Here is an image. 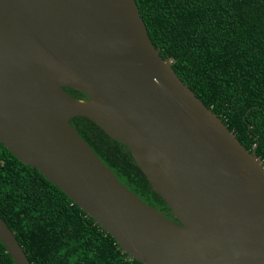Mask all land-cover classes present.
<instances>
[{
	"label": "water",
	"instance_id": "obj_1",
	"mask_svg": "<svg viewBox=\"0 0 264 264\" xmlns=\"http://www.w3.org/2000/svg\"><path fill=\"white\" fill-rule=\"evenodd\" d=\"M74 117L126 145L170 210L123 185ZM0 142L142 264H264V162L160 55L135 0H0ZM0 241L31 264L1 216Z\"/></svg>",
	"mask_w": 264,
	"mask_h": 264
},
{
	"label": "trees",
	"instance_id": "obj_2",
	"mask_svg": "<svg viewBox=\"0 0 264 264\" xmlns=\"http://www.w3.org/2000/svg\"><path fill=\"white\" fill-rule=\"evenodd\" d=\"M135 1L160 55L247 149L256 146L264 162V0ZM63 88L77 99L88 98ZM70 123L123 185L146 204L170 210L126 145L85 117ZM0 216L31 264H142L1 142ZM0 264H15L1 241Z\"/></svg>",
	"mask_w": 264,
	"mask_h": 264
}]
</instances>
